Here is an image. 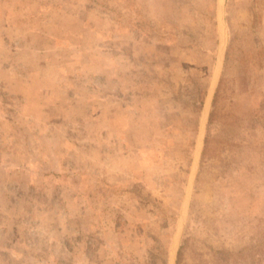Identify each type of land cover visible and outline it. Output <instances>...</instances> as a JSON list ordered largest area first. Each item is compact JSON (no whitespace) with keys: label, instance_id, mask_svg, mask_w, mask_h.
<instances>
[{"label":"rangeland","instance_id":"obj_1","mask_svg":"<svg viewBox=\"0 0 264 264\" xmlns=\"http://www.w3.org/2000/svg\"><path fill=\"white\" fill-rule=\"evenodd\" d=\"M0 264H264V0H0Z\"/></svg>","mask_w":264,"mask_h":264}]
</instances>
